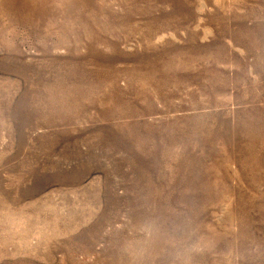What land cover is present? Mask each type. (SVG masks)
Returning <instances> with one entry per match:
<instances>
[{
  "label": "rangeland",
  "instance_id": "1",
  "mask_svg": "<svg viewBox=\"0 0 264 264\" xmlns=\"http://www.w3.org/2000/svg\"><path fill=\"white\" fill-rule=\"evenodd\" d=\"M0 264H264V0H0Z\"/></svg>",
  "mask_w": 264,
  "mask_h": 264
}]
</instances>
